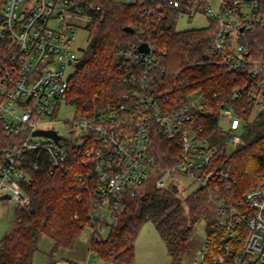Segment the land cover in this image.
<instances>
[{"label": "built area", "instance_id": "obj_1", "mask_svg": "<svg viewBox=\"0 0 264 264\" xmlns=\"http://www.w3.org/2000/svg\"><path fill=\"white\" fill-rule=\"evenodd\" d=\"M118 1L133 5L139 0ZM171 4L175 8L182 5L180 0ZM185 7L205 12L212 21V48L222 54L220 64L248 77L249 83L239 86L234 97L242 94L241 88H249L257 108H264V62L256 61L251 48L240 42L246 29L264 27V1L222 0L219 11L208 0L188 1ZM92 9L93 4L87 8L73 0H0V126L5 134L0 142V197L9 195L18 206L29 205L25 187L32 171L64 170L72 154L80 156L89 171L80 174L78 181L85 182L86 190L93 183L97 185L91 225L86 228L90 233L86 264L100 260L102 234L122 213L124 200L136 197L152 174L161 176L158 186H164L166 177L178 175L199 187L222 182L229 189L230 168L223 162L213 163L222 148L230 152V146L237 144L241 126L233 109L223 107L220 128L225 139L205 137L204 128L193 124L196 114H209L202 90L164 109L152 86L153 75L162 76L164 69L149 39L142 43L147 44L148 52L120 47L116 54L128 89L116 100L106 102L95 117L78 116L75 105L68 101L73 77L69 68L76 67L83 52L74 47L75 32L82 28L89 31ZM147 14L144 9L143 15ZM66 107L75 112L72 120H60ZM222 119L227 121V128L221 125ZM62 122L68 126L69 136L54 128ZM154 124L162 135L178 140L180 161L172 168L158 167L150 151ZM49 130L57 132L59 141L36 135ZM210 167L212 170L206 172ZM217 193L211 201L225 230L221 250L229 254L233 242L243 238L232 264H264V182L248 190L238 204L226 202L220 187ZM201 257L205 259L204 250Z\"/></svg>", "mask_w": 264, "mask_h": 264}, {"label": "trees", "instance_id": "obj_2", "mask_svg": "<svg viewBox=\"0 0 264 264\" xmlns=\"http://www.w3.org/2000/svg\"><path fill=\"white\" fill-rule=\"evenodd\" d=\"M140 1L128 5L114 0H73L87 8L93 4L95 9L89 11L93 18L89 44L76 62L68 90L69 103L75 105L78 116L90 119L106 102L119 98L128 89L116 60L119 48H137L149 39L155 44L164 69L162 76L156 73L152 77V86L164 109L202 90L209 114H196L193 124L204 128L205 137L226 135L220 128L223 107L232 108L241 119L238 147L233 152L222 148L213 163L214 166L223 162L236 182L231 180L229 189L222 182L211 183L185 197L177 182L158 186L161 176L152 174L136 197L124 200L122 213L109 226L107 237L98 243L99 257L109 264H131L136 239L144 224L152 222L166 246L171 264H182L196 226L205 221V261L232 264L244 239L233 242L229 254L221 250L225 230L218 223L211 197L218 194L220 187L226 202L238 204L248 190L264 181V108H257L249 88H241L242 94L234 97L236 89L249 83V79L220 64L222 54L212 48L213 25L206 29L176 30V19L186 11L188 1L193 0H180V8L173 7L172 0H143V5ZM144 9L148 10L147 15H143ZM162 14L164 18L160 17ZM240 42L251 48L256 61L264 62V27L246 29ZM4 138L0 126V142ZM150 151L160 168H172L180 161L178 140L162 135L156 124L151 132ZM67 169L50 173L42 168L31 172L25 187L30 203L18 206L14 224L1 242L0 264H33L42 235L55 241L52 254L59 247L73 249L91 225L97 185L93 183L86 190L85 182L78 181L80 174L89 171L80 156L72 154ZM210 170L212 167L206 172Z\"/></svg>", "mask_w": 264, "mask_h": 264}, {"label": "rangeland", "instance_id": "obj_3", "mask_svg": "<svg viewBox=\"0 0 264 264\" xmlns=\"http://www.w3.org/2000/svg\"><path fill=\"white\" fill-rule=\"evenodd\" d=\"M118 1V0H114ZM212 8L216 11L220 10L222 0H208ZM212 21L209 19L208 15L203 11H197L193 8H187L186 11L178 16L176 19V30L186 31V30H197L209 28ZM89 34L87 29H77L75 32L76 40L74 41V47L79 49V52L87 48L89 44ZM76 72V67L71 66L69 68V73L73 76ZM192 98L195 96L192 95ZM75 116V112L71 108H64V111L60 115V120H72ZM221 125L227 128V121L225 119L221 120ZM54 128L59 131L60 134L64 136H69V128L65 123H58L54 125ZM222 140L225 136L221 137ZM239 145V144H238ZM238 145H231L230 152H233ZM171 182H177L181 189L183 196H189L195 192L199 185L197 182H193L190 179L172 175L164 179V186H168ZM264 182V181H263ZM262 182V183H263ZM260 185V184H259ZM18 205L11 200H0V243L4 236L12 228ZM109 234V228L106 230L102 237L105 238ZM83 237L81 242L88 243L90 240V233L85 229L83 232ZM206 240V222L200 221L196 226L191 239L188 242L187 252L182 264H202L205 259L201 257V252L204 250ZM58 264H65L59 262ZM97 264H102L97 262ZM108 264V263H107ZM131 264H171V258L168 255L166 246L152 222H147L142 227L136 242H135V258Z\"/></svg>", "mask_w": 264, "mask_h": 264}, {"label": "crops", "instance_id": "obj_4", "mask_svg": "<svg viewBox=\"0 0 264 264\" xmlns=\"http://www.w3.org/2000/svg\"><path fill=\"white\" fill-rule=\"evenodd\" d=\"M82 237L83 235L77 240L73 249L59 247L52 254L55 241L47 235H42L38 241V249L34 255L33 264H58L59 262L86 264L89 256L90 240H88V243L81 242ZM98 261L107 264L101 259Z\"/></svg>", "mask_w": 264, "mask_h": 264}, {"label": "water", "instance_id": "obj_5", "mask_svg": "<svg viewBox=\"0 0 264 264\" xmlns=\"http://www.w3.org/2000/svg\"><path fill=\"white\" fill-rule=\"evenodd\" d=\"M129 32H133L132 28H127L126 29ZM243 29H241L242 31ZM139 49L143 52H148L149 51V47L147 46V44H141L139 46ZM36 135H45L48 137L53 138L55 141H59L60 136L57 134V132L53 131V130H49V131H38L36 132ZM0 200H10V196L9 195H3L0 197Z\"/></svg>", "mask_w": 264, "mask_h": 264}]
</instances>
